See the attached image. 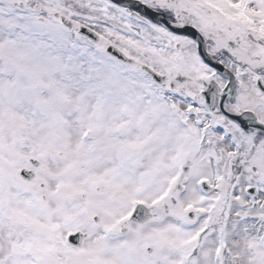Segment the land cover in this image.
Listing matches in <instances>:
<instances>
[{"label":"snow or ice","instance_id":"6c2138e0","mask_svg":"<svg viewBox=\"0 0 264 264\" xmlns=\"http://www.w3.org/2000/svg\"><path fill=\"white\" fill-rule=\"evenodd\" d=\"M0 264H264V0H0Z\"/></svg>","mask_w":264,"mask_h":264}]
</instances>
